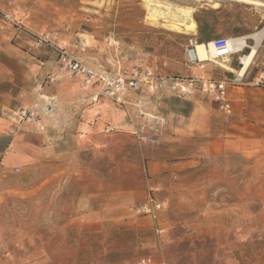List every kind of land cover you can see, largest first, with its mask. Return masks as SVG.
<instances>
[{
	"label": "rangeland",
	"instance_id": "obj_1",
	"mask_svg": "<svg viewBox=\"0 0 264 264\" xmlns=\"http://www.w3.org/2000/svg\"><path fill=\"white\" fill-rule=\"evenodd\" d=\"M154 1L162 11L191 9L195 28L205 32L238 31L258 17L255 32L264 26V8L244 3ZM146 3L0 0V264H133L144 257L163 264H264V150L251 156L209 148L219 118L208 133H181L162 97L144 110L154 118L116 104L123 125L104 124L73 153L51 158L40 149L52 141L48 122L62 114L60 102L43 131L17 116L34 104L47 106L39 95L55 86L47 76L58 71L59 49L106 70L134 66L190 76L185 54L195 37L186 25L176 32L163 20L154 24ZM89 106L81 98L66 104L61 127L74 128ZM10 142L6 157L21 155V164L2 163ZM149 193L163 205L161 237L132 210Z\"/></svg>",
	"mask_w": 264,
	"mask_h": 264
},
{
	"label": "crops",
	"instance_id": "obj_2",
	"mask_svg": "<svg viewBox=\"0 0 264 264\" xmlns=\"http://www.w3.org/2000/svg\"><path fill=\"white\" fill-rule=\"evenodd\" d=\"M260 21V17L250 19L248 24L238 31L234 28L220 26L217 31L205 32L197 26L190 33L192 37L197 39V42L201 41V43H207L216 37H245L247 48L241 47L243 48L241 52H236L224 62L222 61L229 67V70L222 69L212 63H205L202 70L197 66L191 67V75L226 82L227 100L231 107L229 115L222 113L215 101L200 92L185 97L171 94L161 96L162 99L167 100L169 109L174 112L177 122L176 127L180 128L181 133H208L214 124H218L215 122V118H219L222 123L218 125L220 127H217V134L214 135V139L208 141L209 148L218 146L223 151L249 153L251 156H256L258 152L264 150V83L262 85L255 84L258 77L264 74V38L260 41L261 44L259 43L257 47V53L246 69L243 68L242 61L243 55L251 52V47L255 42L249 36L255 32ZM241 68L244 69L243 72L240 70ZM52 70H55V68L53 67ZM80 90L81 87L78 82L69 81H61L59 85L55 84V86H48L45 89L47 95L55 96L57 101L60 102L62 114H58L57 118L48 122L52 141L41 146L40 152L42 155L53 158L73 153L79 148L82 141L84 142L88 138L91 139L93 136L96 137L104 124L115 127L124 124V113L119 106L107 99H100L98 103L89 106L91 109L87 110L88 107L84 109L82 120L78 124L74 121L76 125L73 123L75 127L72 129H77V132L61 127L67 122L66 117L63 115L66 104L87 97ZM103 105L105 106L103 107ZM100 106H102L101 109H99ZM61 128H63L64 133L56 137L55 130ZM12 142L17 144L18 152L25 155L19 148V143L17 141ZM12 142L8 143L5 148L7 149L6 155L4 154L2 160L4 165L21 164L25 160L21 155L10 159L6 157Z\"/></svg>",
	"mask_w": 264,
	"mask_h": 264
},
{
	"label": "built area",
	"instance_id": "obj_3",
	"mask_svg": "<svg viewBox=\"0 0 264 264\" xmlns=\"http://www.w3.org/2000/svg\"><path fill=\"white\" fill-rule=\"evenodd\" d=\"M195 39L189 40V46L186 49V60L191 66L204 68V64H199L198 59L193 54V44ZM210 43L213 48V59L224 61L234 55L235 50L230 38L216 37ZM242 50V48H241ZM57 73L47 76V83L58 84L61 81L78 82L84 91L96 89L86 98L81 99L86 105L97 103L101 98L111 100L122 107L133 106L142 116L152 115L145 113L144 110L155 106L157 101L164 94H171L180 97L191 96L195 92H200L217 103L218 109L229 115L231 113L230 103L227 100V86L225 81L204 79L198 75L181 76H161L153 70L139 67H114L106 70L94 67L89 63L70 56L67 52L59 49L57 52ZM224 68L221 64H214ZM264 83V74H261L256 85ZM41 84L38 85L41 91ZM55 97V96H48ZM41 101H45L42 95H39ZM47 103V101H45ZM57 99L47 103L45 108L40 104H34L29 108H23L18 111V117L25 123H31L39 131L45 129V118L58 106ZM153 116V115H152ZM150 118V117H149ZM154 118V116L152 117ZM147 138V137H146ZM150 141L155 140L148 137ZM19 169H15L18 172ZM135 216L147 219L151 229L161 237L165 233L163 220V205L154 195L148 194L144 200L133 207ZM133 264H163L155 261L151 257H144L136 260Z\"/></svg>",
	"mask_w": 264,
	"mask_h": 264
},
{
	"label": "bare ground",
	"instance_id": "obj_4",
	"mask_svg": "<svg viewBox=\"0 0 264 264\" xmlns=\"http://www.w3.org/2000/svg\"><path fill=\"white\" fill-rule=\"evenodd\" d=\"M220 1H234L238 3H244L246 5L253 6L254 8H264V2L260 0H220ZM147 18L151 20L154 24H157L160 20H163V23L170 28L173 31L180 32L183 31V26L186 25V31L192 32L195 28V24L191 18L192 16V10L189 8H176L175 10H172V8L166 7L164 11H162L160 8L162 7L161 2H156L154 0H147ZM213 9L218 8V4H213ZM185 20L190 21L189 24H184ZM150 21V22H151ZM250 39L254 40V45L251 47V52L249 54L243 55L242 61L244 64V69H246L250 63L252 62L253 58L255 57L257 53V47L260 43V41L264 38V26L261 28V30L254 32L252 35L249 36ZM245 37H234L231 38V43L235 45L233 48L239 52H241V47L245 46ZM264 40V39H263ZM261 44V43H260ZM242 48V49H243ZM247 48V47H246ZM193 54L198 59L199 64H205V63H212V64H221L226 70H229V67L225 65L222 61H216L213 59V48L212 44L210 42L207 43H198L195 42L193 44ZM241 56V54H240ZM240 58V57H239ZM241 59V58H240ZM241 61V62H242ZM223 69V68H222ZM242 68V72L244 71ZM246 72V71H245ZM237 74V72H235ZM240 73V72H239ZM242 74V73H241ZM42 98L48 102L55 101V97H48L45 95H42ZM98 103V102H97ZM96 104V103H95ZM93 105V104H92ZM50 116V115H49ZM150 118H152V115H149Z\"/></svg>",
	"mask_w": 264,
	"mask_h": 264
},
{
	"label": "trees",
	"instance_id": "obj_5",
	"mask_svg": "<svg viewBox=\"0 0 264 264\" xmlns=\"http://www.w3.org/2000/svg\"><path fill=\"white\" fill-rule=\"evenodd\" d=\"M209 42V41H208ZM199 43H201V41H199Z\"/></svg>",
	"mask_w": 264,
	"mask_h": 264
}]
</instances>
